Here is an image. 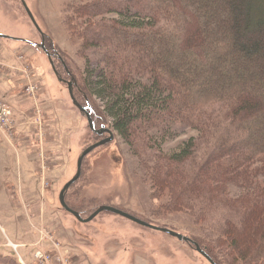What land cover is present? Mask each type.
Wrapping results in <instances>:
<instances>
[{"label": "trees", "instance_id": "16d2710c", "mask_svg": "<svg viewBox=\"0 0 264 264\" xmlns=\"http://www.w3.org/2000/svg\"><path fill=\"white\" fill-rule=\"evenodd\" d=\"M63 23L94 126L137 157L152 213L191 216L216 264H264V0H70Z\"/></svg>", "mask_w": 264, "mask_h": 264}, {"label": "rangeland", "instance_id": "374dc122", "mask_svg": "<svg viewBox=\"0 0 264 264\" xmlns=\"http://www.w3.org/2000/svg\"><path fill=\"white\" fill-rule=\"evenodd\" d=\"M25 1L40 29L29 18L21 0H0V33L18 38L0 37V57L12 59V52L25 62L22 70H17L22 76L21 92L28 81L24 68L31 71V82L36 85L30 103L28 106L24 104L26 114L21 119L30 121L32 129L27 127L28 124L19 128L14 125L11 132L15 137H18L17 129L32 134V139L26 138V147L32 165L30 190L36 200L25 199L27 203L23 205L14 201L13 204L0 202V245L10 239L14 243L28 244L17 248L20 258L9 243L0 246V253L23 264H40L37 254L39 251L43 254L45 249L52 251L53 264H211L190 243L121 215L104 211L89 222H81L62 208L59 193L75 175L80 153L109 134L99 136L92 131L86 115L72 102L69 94L67 81L72 80L76 84L77 100L88 105V97L78 91L79 74L85 62L79 53L81 38L71 36L63 23L64 10L70 0ZM43 39L60 54L61 60L52 58L57 74L47 53L40 47ZM66 65L71 75L66 71ZM95 103L99 105L96 99ZM37 109L43 119L44 142L41 147L37 146L35 139ZM104 123L96 129L110 128L114 138L87 155L81 176L71 187L72 193L86 196L82 215L87 217L94 207L113 206L194 238L199 226L191 216L175 212L152 213L157 204L149 183L143 178L137 157L110 124ZM195 134L193 129L182 128L179 136L165 145L174 148ZM9 145L11 140L8 137L0 139V166L20 164L19 154L15 151L4 156L2 150ZM40 151L44 155L45 169L42 168ZM26 181L29 183V179ZM25 232L30 239H26Z\"/></svg>", "mask_w": 264, "mask_h": 264}, {"label": "crops", "instance_id": "0c3cea01", "mask_svg": "<svg viewBox=\"0 0 264 264\" xmlns=\"http://www.w3.org/2000/svg\"><path fill=\"white\" fill-rule=\"evenodd\" d=\"M10 40H16V39H10ZM2 43H0V49H1ZM15 48V47H13ZM11 57H14L10 59V57H0V101L9 103L14 111V122L15 126L19 128V126L27 125L29 129H32V125H29L30 121H21L22 118H25L26 114V108L25 105L28 106L30 103V99L25 96L21 92V73H18V69L22 70V68L25 66V62L17 59V53L11 52ZM17 59V60H16ZM19 61V62H18ZM21 85H20V84ZM22 100V102H21ZM29 102V103H28ZM25 104V105H24ZM28 118V117H27ZM32 124V123H31ZM18 137L13 138L11 140V146L7 149L2 150L4 156L8 153H18L17 156L18 162L20 164L18 166L15 165H2L0 166V202L3 203H9L13 204V201L15 204H26L27 202L25 199L30 200H36L35 197L31 195V182L32 178H30V174L32 173V165L31 161L29 159V153L27 150V142L26 138L30 137L32 139V134L27 131V133H22L20 130L17 129ZM6 137L1 131H0V139H4ZM18 138V139H17ZM16 140L18 143H16ZM15 148V149H14ZM26 178L29 179V183H27ZM25 201V202H24ZM29 205V204H28ZM21 208V206H20ZM25 215H27L25 213ZM26 218V217H25ZM27 219V218H26ZM24 235H27L26 239H30V237L27 232L24 233ZM9 239V238H8ZM11 243L12 240H9ZM18 243V242H16ZM25 244V243H20ZM0 246H8V243L5 242L3 245ZM7 255L0 253V256ZM12 257V256H11ZM0 264H23L21 261H15L13 263H0Z\"/></svg>", "mask_w": 264, "mask_h": 264}, {"label": "water", "instance_id": "95a60500", "mask_svg": "<svg viewBox=\"0 0 264 264\" xmlns=\"http://www.w3.org/2000/svg\"><path fill=\"white\" fill-rule=\"evenodd\" d=\"M22 5L24 6V9L26 11V13L28 14L29 18L31 19V21L34 23V25L37 27V29H40V27L38 26L35 17L31 11V9L29 8L27 2L25 0H21ZM0 37L1 38H11V39H18L17 37H13L4 33H0ZM40 47L47 53V56L49 57V60L53 66V69L55 70L56 74H57V70L55 68V66L53 65V60H52V55L51 53L46 49L45 44H44V39L43 42L40 44ZM74 79V78H73ZM59 80H63L62 78H59ZM68 84V90H69V94L70 97L72 99V102L77 106V108L86 115L87 121H88V125L91 128L92 131H94L95 133H97V135L102 136L105 133H108L109 136L106 138H102L99 141H96L95 143L87 146L86 148L83 149V151L80 153L78 159H77V170L75 175L69 179L64 186L62 187L60 193H59V202L62 206V208L66 211H68L69 213H71L73 216H75V218L81 222H89L91 220H93L98 214H100L101 212L104 211H108V212H112L118 215H121L123 217H126L142 226L154 229V230H158L161 232H164L170 236H173L179 240L185 241L190 243L191 245L194 246L195 250H197L201 255H203L211 264H216L213 259L201 248V246L199 245V243L197 241H195L194 239H192L191 237L184 235L178 231H175L174 229H171L169 227L166 226H158L155 225L153 223H150L146 220H143L141 218H138L130 213L125 212L122 209L113 207V206H106V205H102L97 207L93 212L90 213V215H88L87 217H84L82 215V213L72 207H70L67 202H66V193L68 192V190L70 189V187L80 178L81 173H82V166H83V161L84 159L87 157V155H89L92 151H94L96 148L103 146L105 144H107L108 142H110L113 138H114V134L113 131L110 128H106V127H102L101 129H96V127L94 126L92 117L88 111L87 106L82 105L78 100L77 97L75 95L74 92V87L76 84H73V81H67Z\"/></svg>", "mask_w": 264, "mask_h": 264}, {"label": "built area", "instance_id": "2783aa9c", "mask_svg": "<svg viewBox=\"0 0 264 264\" xmlns=\"http://www.w3.org/2000/svg\"><path fill=\"white\" fill-rule=\"evenodd\" d=\"M24 72H25L24 75L27 77L28 81L26 85L24 86L22 93L31 100V97L35 95L34 90L36 88V85H34L31 82V71L24 68ZM13 115H14V111H13L12 106L6 102L0 101V131L10 140H13L14 138V134H11L12 130L14 129ZM36 119H37L36 120L37 129H36L35 139H36L37 146L41 147V144L44 142V133L42 131L43 130V119H42L40 109H37L36 111ZM39 155L42 158V168L45 169L46 165L44 161L43 152L40 151ZM12 247L15 249V251L19 255L18 250H17V248H19V245L12 244ZM37 256L40 259V264H53L54 263L53 253L51 250L48 251L45 249L43 254H41L39 251Z\"/></svg>", "mask_w": 264, "mask_h": 264}, {"label": "flooded vegetation", "instance_id": "af4514ba", "mask_svg": "<svg viewBox=\"0 0 264 264\" xmlns=\"http://www.w3.org/2000/svg\"><path fill=\"white\" fill-rule=\"evenodd\" d=\"M50 53H51V55H52V58L53 57H56L57 58V60H61V57L59 56L60 54H59V52H57L55 49H53V51H49ZM67 71V70H66ZM70 78H72V76H69ZM106 134V133H105ZM103 136V135H102Z\"/></svg>", "mask_w": 264, "mask_h": 264}]
</instances>
